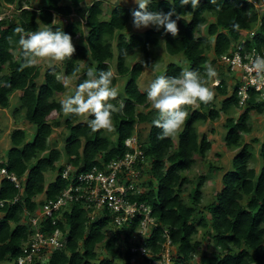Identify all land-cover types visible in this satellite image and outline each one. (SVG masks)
Segmentation results:
<instances>
[{
	"label": "trees",
	"instance_id": "obj_1",
	"mask_svg": "<svg viewBox=\"0 0 264 264\" xmlns=\"http://www.w3.org/2000/svg\"><path fill=\"white\" fill-rule=\"evenodd\" d=\"M44 1L46 5L41 8L25 9L24 3L29 4L30 0H0V3L16 8L12 18L0 22V109H9L10 97L22 92L21 104L14 117L17 119L24 113L25 121L37 129L32 142L27 140L25 130H15L11 135L12 147L7 157L0 161V167L26 179L19 202L0 208V264L16 262L22 254L30 236L29 227L23 220L25 212L36 213L45 201L57 198L68 186L61 176L65 166H57L64 156L67 164L77 167L80 173H87L95 166L101 168L102 163L124 159L130 151L126 141L135 135L143 152L137 167L150 179L143 185L144 190L131 196V200L151 207L157 224L141 243L151 257H146L147 264L151 260L162 259L168 239L171 248H176V253L171 254V264H264V141L255 138L252 142V145L261 144L263 166L258 173L250 166L254 158L252 145L246 144L244 139L253 131L252 112L264 114V101H259L256 94L251 93L246 106H241L236 89L229 95V87L222 78V85L216 88L218 94L211 102L200 103L198 110L191 105H182L188 112L182 130L173 137L160 139L161 129L152 123L158 112L149 109L147 94L140 90L138 84L144 70L154 69L157 64V49L161 46L162 35H165L167 53L184 57L190 69L202 75L208 64L215 67L217 59L243 39V31L255 33L253 39L244 44L246 50L263 51L264 10L260 14L251 0H217L216 5L209 0H200L194 11L191 5L181 7L180 0L173 3L155 0L149 5L150 11L167 13L175 10L173 19L177 20L178 34L173 36L165 33L163 28L159 31L153 28L127 38L124 32L133 26L131 9L118 6L106 20L101 0L87 10L82 5L85 0H67V3L65 0ZM210 17L214 18L213 22ZM57 18H68L69 22L65 24L61 19L53 24ZM81 20H85V24ZM42 23L70 34L72 42L75 41V52L71 58L62 61V68H48L44 82L39 85V67H22L19 34L14 30L21 26L26 32L35 31ZM84 28L89 30L88 35H85ZM204 28L207 36L202 33ZM258 30H261L260 34H257ZM212 51L214 59L210 60ZM135 53H139V61L129 65ZM114 61L113 86H117L119 77H129L124 107L113 114L116 139L107 136L105 129L93 132L88 127L92 116L80 122V115L68 114L64 121L68 131L64 151L50 148L49 139L54 129L62 125L56 122L54 126L51 122L54 115L63 113L60 102L55 100V95L66 91V85L59 76L79 77V85L87 78L89 68L98 75L101 70L112 71ZM182 70L181 66L172 63L164 75L179 76ZM82 73L85 75L81 76ZM218 95L225 97L220 109L217 106ZM109 102L119 108L117 98ZM141 108L149 110L143 112ZM233 109L241 110L239 118L228 117L224 125L227 149L238 151L233 160V170L225 175L224 187L217 192L215 200L201 209L206 176L198 178L189 194L190 203L183 198L188 191L187 186L193 184L186 174L193 170L198 159H206L212 149V142L206 134H199L198 127L217 122L221 114L230 115ZM141 126L148 134L146 141L140 138L144 132ZM147 165L150 170L144 172ZM49 172H57V178L47 185L46 174ZM18 194L14 184L8 180L1 182L0 200H13ZM40 196L45 199L38 201ZM90 213L91 210L83 205L74 206L65 215V223L59 222V228L69 236L66 248L52 253L47 261L39 264H132L138 253H133L131 248L133 245L139 247L132 237L143 218L114 229L107 211L94 219ZM199 227L207 231L205 236L210 237L214 252L196 262L201 248L196 239ZM55 230L50 224L45 225L44 231ZM100 249L105 253L99 252Z\"/></svg>",
	"mask_w": 264,
	"mask_h": 264
},
{
	"label": "built area",
	"instance_id": "obj_2",
	"mask_svg": "<svg viewBox=\"0 0 264 264\" xmlns=\"http://www.w3.org/2000/svg\"><path fill=\"white\" fill-rule=\"evenodd\" d=\"M7 5L10 8L14 7L4 2L0 3V22L12 18L11 15L2 12V8ZM61 19L66 22V18ZM81 21L85 24V21ZM243 35L245 36L239 43L233 44L227 54L217 59L216 65L223 67L234 77V83L231 86L236 89L239 103L244 107L249 101L251 93L256 94L259 101H264V77H257L255 70L251 68L252 60L256 55L264 56V50L247 51L244 44L247 40L253 39L255 33L244 32ZM215 79L219 83H215L214 80V87H220L222 80ZM126 146L130 151L124 159L108 164L102 163L101 168L95 166L87 173H80L79 169L72 164L64 165L65 168L61 176L68 182L66 189L57 198L45 201L36 213L25 212L23 220L29 227L30 236L23 246L22 254L16 260V264H39L47 261L52 253L65 249L69 236L59 228V222L64 224L65 215L76 205H83L87 210H91L90 217L92 219L102 217L107 211L111 216V225L114 229H121L125 224L132 223L140 217L143 220L137 231L145 229L147 233L157 226L152 217L151 207L145 203L131 200V196L140 194L144 190L137 185L142 175V170L137 167V164L138 160L143 158L137 136L128 139ZM4 180L14 184L19 194L13 200H0L1 209L7 205L18 203L26 185L25 178H20L8 169L0 167V184ZM47 224L55 227L56 230L54 232L44 231ZM134 243L139 247L133 245L131 248L133 253H138V256L150 257L141 243L137 241ZM171 249V242L168 239L164 245L162 259L156 262L171 264Z\"/></svg>",
	"mask_w": 264,
	"mask_h": 264
},
{
	"label": "rangeland",
	"instance_id": "obj_3",
	"mask_svg": "<svg viewBox=\"0 0 264 264\" xmlns=\"http://www.w3.org/2000/svg\"><path fill=\"white\" fill-rule=\"evenodd\" d=\"M99 0H85V2L82 4L83 7L87 10L91 5ZM104 2L103 4V12H104V18L108 20L110 15L112 14V11L117 6H122L131 10L136 9L138 6L132 1V0H101ZM155 1V0H153ZM159 1V0H156ZM252 3L256 6L258 12L262 14L264 10V0H251ZM64 2L67 3V0ZM46 5V2L44 0H30V3H24L25 9H30L32 7L35 8H41ZM16 8L12 7L10 8L8 5L2 8V12L4 14L9 15H15ZM61 20L60 18L56 19V22ZM211 22L214 21V18L209 19ZM85 21V20H84ZM64 22V21H63ZM69 22V19L66 18L65 24ZM154 27H149L147 29H141L137 30L133 26H129L128 29L124 32L127 38L130 37L133 33L138 34H144L150 29H153ZM85 35H88L89 30L87 28H84ZM203 35L207 36V29H203ZM244 34V33H243ZM245 36V35H244ZM161 46L157 49V64L154 69H145L141 78L139 79V88L141 91L146 92V89L152 82V80L157 75H164L168 65L174 63L179 66H181L183 69L189 68L190 64L189 62L182 56H171L167 53L165 49V35H162L161 37ZM77 42V41H76ZM75 44V41L73 42ZM114 45H116V40L114 41ZM139 53H135L129 60V65H134L136 62L139 61ZM210 60L214 59V53L213 51L209 53ZM112 72L115 73V66L116 61H114L112 64ZM36 66L40 69V78L38 79V84L42 85L44 82V74L45 71L48 68H51L53 66H59L63 67L62 61H52L48 58L40 59L39 62L36 64ZM85 67V63L82 65ZM215 69L218 73V78L224 79L226 81V84L229 87V95L233 93V87L231 86L234 83V77H232L231 74L226 72V70L223 69L221 66H215ZM85 74H81V76H84ZM59 79L62 81L64 85H66V91L61 94L55 95V100L57 102H61L66 97L73 95L77 86L79 77H71L68 78L64 74H61L59 76ZM129 80V77H119L118 83L116 88L119 90V95L117 96L118 103L120 101H123V98L125 97V86ZM208 87L212 88L215 95L218 94V90L216 87H214V80H207L205 81ZM22 96V92H16L10 97V108L6 110L0 109V161L4 160L7 157L8 150L12 147L11 144V135L12 133L17 129H23L26 131L28 138L27 140L29 142H32L36 135V126L31 125L25 121L24 113L17 116V119L14 117V113L17 108L20 107L21 101L20 98ZM225 99V97L218 95L217 100V106L220 109L221 103ZM150 108L154 109L152 106L151 101L149 100ZM200 106V105H199ZM199 106L191 105V107L194 110H198ZM149 109L141 108L140 110L143 112H148ZM241 113V110H235L233 109L232 112H230V115L221 114L220 120H218L215 123H206L204 125H200L198 127V131L200 135L206 134L208 136V139L212 142V149L209 151L206 159H198L196 165L194 166L193 170L186 174V176L192 180L193 184H190L187 186V192L183 195V198L185 201L189 202V194L195 187V185L198 183V178L201 176H206L207 182L204 185L203 188V203L201 209L206 206L207 204L213 202L215 200V195L218 191L222 190L224 187L223 180L225 175L233 170V160L235 156L238 154V151H231L228 150L225 145V136L227 134V131L224 127L225 122L228 117H233L234 119H238L239 115ZM68 115V114H67ZM66 114L62 113L61 115L56 114L54 117H52L51 122L53 125L56 122H61V126L54 129V132L52 136L49 139V145L50 148H56L60 150L61 152L64 151L65 147V141L68 136V131L65 127L64 121L66 120ZM89 114H83L80 115L79 121L85 122L87 121ZM251 119V125L253 128V131L251 134L244 136L246 144H251L253 142V139L257 138L261 142L264 141V114L260 115L256 111H253ZM55 126V125H54ZM114 125L112 123V128L105 129V134L109 136L111 139H116V135L114 132ZM143 127L142 131L145 129L144 126H141L140 129ZM147 132L144 130L143 134L141 135V140L146 141L148 136ZM136 136V135H135ZM177 140V139H176ZM252 152L254 154V158L252 159L250 166L259 173L263 162L260 158V151H261V144H253L252 145ZM67 164V158L64 156L63 159L57 164L58 167L64 166ZM150 166H145V171H149ZM57 178V172H49L46 174V180L47 185L54 182ZM150 179L149 175H141V179L138 180L137 185L140 186V188H143V185L146 184V182ZM26 183V179H25ZM144 189V188H143ZM45 199L44 196H40L37 198L38 201H43ZM200 209V210H201ZM208 214L206 213V216ZM2 217V215H0ZM141 232V233H140ZM136 231L133 235V242L137 241L139 243H143L146 239V236L148 232L146 233V230L143 229L142 231ZM205 230L199 227V235L196 237V239L201 243V248L199 250V253L196 257V262L199 261V259L204 256L208 255L210 256L214 252V247L211 242V239L209 236H205ZM150 233V232H149ZM99 252L105 253L103 249H100ZM168 254V251L166 252ZM176 253V248H172L170 251V255ZM150 258V257H149ZM3 264H15V262H5ZM132 264H147L146 257L145 256H137L135 259H133ZM150 264H158L156 261L151 260Z\"/></svg>",
	"mask_w": 264,
	"mask_h": 264
},
{
	"label": "clouds",
	"instance_id": "obj_4",
	"mask_svg": "<svg viewBox=\"0 0 264 264\" xmlns=\"http://www.w3.org/2000/svg\"><path fill=\"white\" fill-rule=\"evenodd\" d=\"M138 6L131 12L133 26L137 30L154 27L157 31L163 28L165 33L173 36L178 34L177 20L173 19L175 10L167 13L150 11L149 5L153 0H133ZM173 3L174 0H168ZM213 5L217 0H209ZM200 0H180V6L191 5L194 11L199 7ZM179 17H177L178 19ZM56 20H53V24ZM19 34L18 45L22 50V67L36 65L40 59L48 58L52 61H63L71 58L75 52L72 36L61 28L47 27L42 23L39 30L25 31L21 26L15 28ZM244 32L248 31H243ZM244 37V35L242 36ZM251 68L255 70L257 77H264V56L256 55L252 60ZM87 78L80 83L74 94L60 102L61 111L64 114L83 115L89 114L93 118L88 120V127L93 131L111 129L113 114L122 110L123 101L119 102V108L109 102L115 100L119 90L113 86V73L111 70L96 72L89 68ZM218 73L212 64H208L202 75L197 70L183 69L179 76L170 77L157 75L146 89L147 98L151 101L158 116L153 120V125L159 129L158 138L164 139L177 135L188 117V112L182 105L207 104L214 98V91L205 83L207 80H215Z\"/></svg>",
	"mask_w": 264,
	"mask_h": 264
},
{
	"label": "crops",
	"instance_id": "obj_5",
	"mask_svg": "<svg viewBox=\"0 0 264 264\" xmlns=\"http://www.w3.org/2000/svg\"><path fill=\"white\" fill-rule=\"evenodd\" d=\"M133 1V0H132ZM118 7V6H117ZM116 8V7H115ZM105 19V18H104ZM109 19V18H108ZM107 20V19H106ZM216 78H218V77H216ZM224 79H226L225 77H223ZM220 79V78H219ZM0 218H2L1 216H0Z\"/></svg>",
	"mask_w": 264,
	"mask_h": 264
},
{
	"label": "water",
	"instance_id": "obj_6",
	"mask_svg": "<svg viewBox=\"0 0 264 264\" xmlns=\"http://www.w3.org/2000/svg\"><path fill=\"white\" fill-rule=\"evenodd\" d=\"M260 33H261V30H258V31H257V34H260Z\"/></svg>",
	"mask_w": 264,
	"mask_h": 264
}]
</instances>
